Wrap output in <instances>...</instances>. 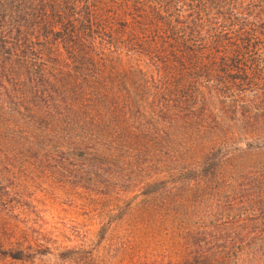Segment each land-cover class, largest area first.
<instances>
[{
  "label": "trees",
  "instance_id": "trees-1",
  "mask_svg": "<svg viewBox=\"0 0 264 264\" xmlns=\"http://www.w3.org/2000/svg\"><path fill=\"white\" fill-rule=\"evenodd\" d=\"M263 160L264 0H0L1 260L33 247L11 242L6 175L56 163L133 242L231 264L226 221L261 202L244 194L264 193Z\"/></svg>",
  "mask_w": 264,
  "mask_h": 264
},
{
  "label": "rangeland",
  "instance_id": "rangeland-1",
  "mask_svg": "<svg viewBox=\"0 0 264 264\" xmlns=\"http://www.w3.org/2000/svg\"><path fill=\"white\" fill-rule=\"evenodd\" d=\"M251 165L255 169L256 165L264 167V160L261 164L253 161ZM43 166L42 172L19 175L11 172L6 175L10 195L14 199L7 209L18 210L25 220L20 222V216L16 215L11 242L14 248H25L29 243H33V247L29 250L32 252L30 260L0 259V264L179 263L180 257L175 250L177 243L173 238L143 236L142 240L138 238V242H133L125 230L128 215L124 219H113L111 215L116 209L99 210L107 207L101 201L107 195L99 197L100 194H95L88 187L78 188V179L67 177L56 163H44ZM244 199L261 202L247 206L235 204V210L230 213L235 215V219L226 221L231 233L226 239L238 241L236 238L239 236L245 240L236 258L230 262L264 264V193L260 196L246 193ZM102 204L105 206H100ZM217 221L216 218L208 220L209 223ZM26 225L29 230L25 229ZM118 227L120 229L116 230ZM132 243L141 245V248L130 251L128 248Z\"/></svg>",
  "mask_w": 264,
  "mask_h": 264
}]
</instances>
